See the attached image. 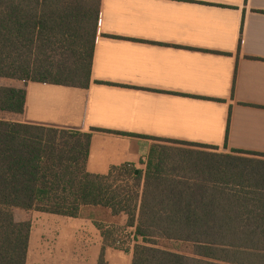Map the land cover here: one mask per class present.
Masks as SVG:
<instances>
[{
	"label": "crops",
	"instance_id": "crops-1",
	"mask_svg": "<svg viewBox=\"0 0 264 264\" xmlns=\"http://www.w3.org/2000/svg\"><path fill=\"white\" fill-rule=\"evenodd\" d=\"M0 86L26 91L23 112L0 110V121L90 133L91 174L144 172L151 138L264 160V0H101L86 88L6 77ZM13 214L30 225L24 264H132L134 244L113 245L118 227L133 230L124 213Z\"/></svg>",
	"mask_w": 264,
	"mask_h": 264
},
{
	"label": "trees",
	"instance_id": "trees-1",
	"mask_svg": "<svg viewBox=\"0 0 264 264\" xmlns=\"http://www.w3.org/2000/svg\"><path fill=\"white\" fill-rule=\"evenodd\" d=\"M98 17L94 0H0V77L86 88ZM25 96L0 86V110L22 113ZM90 136L0 121V264L25 262L30 225L14 208L76 216L86 205L127 215L141 241L132 264H264L263 159L151 138L144 172L122 165L98 175L85 170ZM127 169L131 183H106Z\"/></svg>",
	"mask_w": 264,
	"mask_h": 264
},
{
	"label": "rangeland",
	"instance_id": "rangeland-1",
	"mask_svg": "<svg viewBox=\"0 0 264 264\" xmlns=\"http://www.w3.org/2000/svg\"><path fill=\"white\" fill-rule=\"evenodd\" d=\"M95 2H99V12H100V5H101V0H94V3ZM64 50H60V52H58V55L56 56L58 59H61V58H63L64 57ZM158 144L159 145H172V144H170V143H164V142H158ZM178 146H180V145H178ZM236 156H240V157H246V158H252V159H256V157H254V156H251V155H241V154H237ZM129 169H127V170H121V171H118V172H115L114 174H113V176L111 177V178H109L108 179V181L106 182V183H108V184H110V185H114V186H116V185H120V186H124V185H128L129 183H131V181H132V176H131V174H130V172L128 171ZM80 210H81V208L79 209V211L78 212H80ZM132 229L133 230H131V231H133V239H134V241H136V243H134L133 242V244H134V246L136 245V244H141V241H140V239L139 240H137V239H135V237H134V228L132 227ZM121 230L122 229H120V227H118L115 231H114V233H116V234H118V235H120V232H121ZM128 230V229H127ZM129 231V230H128ZM127 240H129L130 241V238H128L127 237ZM162 244H163V246H165V247H167V248H171V247H173V246H177V247H179L178 248V252H182V253H184V254H190L189 253V248H188V246L187 245H185V244H181V243H178V244H176V243H174V242H161Z\"/></svg>",
	"mask_w": 264,
	"mask_h": 264
},
{
	"label": "built area",
	"instance_id": "built-area-1",
	"mask_svg": "<svg viewBox=\"0 0 264 264\" xmlns=\"http://www.w3.org/2000/svg\"><path fill=\"white\" fill-rule=\"evenodd\" d=\"M118 234H114L113 245L123 250L130 248L133 243V231L123 229L121 230L120 235ZM127 237L130 238V241L127 240Z\"/></svg>",
	"mask_w": 264,
	"mask_h": 264
}]
</instances>
